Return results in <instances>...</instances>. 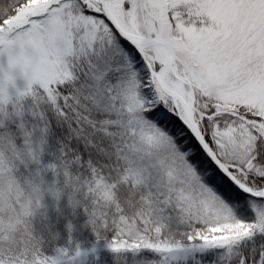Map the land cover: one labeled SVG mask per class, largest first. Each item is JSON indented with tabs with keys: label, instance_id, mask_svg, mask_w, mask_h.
<instances>
[{
	"label": "snow or ice",
	"instance_id": "6c2138e0",
	"mask_svg": "<svg viewBox=\"0 0 264 264\" xmlns=\"http://www.w3.org/2000/svg\"><path fill=\"white\" fill-rule=\"evenodd\" d=\"M98 249L264 264V0H0V264Z\"/></svg>",
	"mask_w": 264,
	"mask_h": 264
},
{
	"label": "trees",
	"instance_id": "16d2710c",
	"mask_svg": "<svg viewBox=\"0 0 264 264\" xmlns=\"http://www.w3.org/2000/svg\"><path fill=\"white\" fill-rule=\"evenodd\" d=\"M83 218L81 217L76 223V231L73 233L74 239L80 242L82 249L87 250L90 247V241L92 239L89 231L82 227ZM61 234L63 236V229L61 227ZM63 239L60 243H63ZM98 259L93 261L92 254L90 253L87 257L83 258V264H105V261L108 257L106 250L98 249L96 253Z\"/></svg>",
	"mask_w": 264,
	"mask_h": 264
}]
</instances>
